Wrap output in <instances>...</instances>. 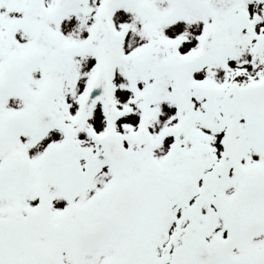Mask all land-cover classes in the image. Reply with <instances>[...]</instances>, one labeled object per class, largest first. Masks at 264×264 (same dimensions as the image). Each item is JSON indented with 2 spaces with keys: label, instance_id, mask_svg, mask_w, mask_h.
<instances>
[{
  "label": "snow or ice",
  "instance_id": "1",
  "mask_svg": "<svg viewBox=\"0 0 264 264\" xmlns=\"http://www.w3.org/2000/svg\"><path fill=\"white\" fill-rule=\"evenodd\" d=\"M0 264H264V0H0Z\"/></svg>",
  "mask_w": 264,
  "mask_h": 264
}]
</instances>
